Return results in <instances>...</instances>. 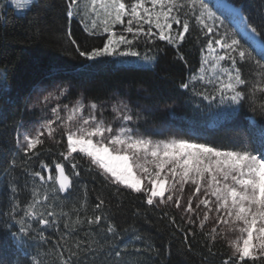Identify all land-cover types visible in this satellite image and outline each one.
I'll list each match as a JSON object with an SVG mask.
<instances>
[{"label":"snow or ice","instance_id":"6c2138e0","mask_svg":"<svg viewBox=\"0 0 264 264\" xmlns=\"http://www.w3.org/2000/svg\"><path fill=\"white\" fill-rule=\"evenodd\" d=\"M10 3L25 10L40 6V0H10ZM65 3L69 22L79 17L88 35L106 34L102 47L84 50L68 31L70 43L87 61L105 56H132L140 58L141 67L151 66L156 58L147 54L141 58L134 48L141 39L146 43L166 41L177 48L178 58L184 60L179 46L190 31V18H194L201 33L209 37L208 54L202 56L198 73L193 72L179 87L192 97L207 101L209 107L215 104L219 119L233 121L241 107L247 106L261 120L246 117L247 125L235 130L238 138L228 147L193 130L183 135H164L163 130L146 135L135 127L144 117L133 112L127 103L113 104L114 116L109 121L104 116L103 102L90 100L85 104L81 95L69 106L61 101L69 93L68 86L54 83L52 91L32 105L41 107L42 123L34 135L25 131L23 140L17 139V144L31 159L40 156L38 146H43L46 140L60 146L66 137L64 150L59 153L62 161H53L54 169L43 161L39 171L24 169L31 177V187L25 183L30 198L23 205L18 199L21 190L16 177L10 176L11 203L5 215L19 225L16 232L8 230L13 242L26 247L28 240L36 239L33 231L44 240V230L59 228V216H63L67 231L60 233L57 245L71 240L78 251L68 248L67 259L61 252V264H81L80 253H87L99 241L75 236L79 227L88 225L85 236L95 235V228L111 233L113 238L119 235L116 226L108 221L107 203L101 195H97L98 202L92 206L95 214L87 215L86 186L79 207L73 205L64 210V202L76 190L73 178L81 175V158H85L89 171L95 168L117 192L123 187L143 194L149 206L174 205L189 214L182 216L189 224L199 220L201 230L211 220L213 226L206 234L209 240L215 242L219 236L231 249L223 264H264V24L260 27L251 24L240 7H233L226 0H65ZM4 6L0 3V7ZM3 19L0 16V21ZM225 20L232 31L225 26ZM117 25L121 27L117 29ZM242 64L251 65L247 77L238 66ZM91 67L82 64L79 70ZM7 79L6 71H0V95L11 90ZM113 121H119V126L114 127ZM66 164H70L71 174L66 171ZM17 166L13 159L4 175H10V169ZM186 186L190 195L185 200ZM61 193L66 195L61 198ZM29 220L36 221L37 228L33 229ZM172 222L175 223L174 218ZM114 255L120 257L121 251L115 250ZM32 264H39V260L34 259Z\"/></svg>","mask_w":264,"mask_h":264},{"label":"trees","instance_id":"16d2710c","mask_svg":"<svg viewBox=\"0 0 264 264\" xmlns=\"http://www.w3.org/2000/svg\"><path fill=\"white\" fill-rule=\"evenodd\" d=\"M226 2L240 7L251 24L257 27L264 24V15L261 14L264 12V0ZM66 9L65 0H40L39 7H33L23 16L17 15L13 9L0 7V16L4 17L0 21V71H6L11 88L10 92L0 95V264H32L34 259L39 260V264H61V252L67 259L68 248L78 251L71 240L57 245L61 240L60 233L67 231L63 227L66 219L63 216H59V228L44 230V240L33 231L36 239L27 241L23 255L16 251L8 231L16 232L19 228L5 215L11 203L10 176L16 177L17 187L21 190L18 199L23 205L30 198V192L24 189L25 183L31 187V177L24 169L39 171L41 161L54 169L53 161H62L59 153L66 144L65 137L60 146L46 140L43 146H38L40 156L31 159L17 144L24 124L37 121L36 114L29 111V104L39 88L50 87L54 83L64 84L71 89L69 98L78 99L82 95L88 102L106 104L116 98L124 99L135 108L144 110L141 113L144 119L137 122V128L143 132L167 128L171 135H183L193 130L225 147L238 138L235 130L247 125L246 117L261 120L258 115L250 113L247 106H242L235 120H224L211 128L207 125L211 124L212 118L204 117L202 101L179 87L193 72L198 73L202 56L207 54L209 37L201 33L194 18H190V31L179 46L184 60L178 58L177 48L166 41L146 43L141 39L134 48L155 57V65L152 68H132L120 67L114 56L101 57L96 61L80 57L68 39L69 30L84 50L102 47L106 36L88 35L79 20L68 21ZM225 26L232 31L227 20ZM82 64L92 67L80 71ZM238 66L243 76H249L251 65ZM197 103H200L199 108ZM13 159L18 166L10 169V175H4ZM22 161L27 163L22 164ZM89 167L87 159L81 158V175L73 178L76 190L64 202V210L68 211L73 205L79 207L86 186L87 215L95 214L92 206L98 202L97 195H101L107 203L108 221L116 226L119 235L113 238L111 233L95 228V235L85 236L89 231L88 225L85 223L79 227L75 236L99 241V244L93 243L87 253H80L81 264H223L230 255L231 249L225 239L218 236L215 242L209 240L206 234L211 229L207 224L201 230L199 223L189 224L171 206H149L143 194L123 187L117 192L116 187L108 184L95 168L89 171ZM70 168V164H66L69 174ZM59 195L63 198L66 194ZM56 211L59 214L60 208ZM22 215L20 212L19 216ZM81 216H84L83 212ZM33 224L32 228H37V223ZM115 250L121 251L120 257L114 255Z\"/></svg>","mask_w":264,"mask_h":264},{"label":"rangeland","instance_id":"374dc122","mask_svg":"<svg viewBox=\"0 0 264 264\" xmlns=\"http://www.w3.org/2000/svg\"><path fill=\"white\" fill-rule=\"evenodd\" d=\"M1 2H2V4L5 5L3 8L13 9L14 12L17 15L23 16V15H25L29 11V10H25V9H16L15 6L10 3V0H1ZM85 2H86V0H85ZM74 19H77V20L80 21V18L79 17H76ZM116 27L117 28H120L121 26L117 25ZM145 27H147V26H145ZM102 35L103 36H106V34H102ZM136 50L139 51L138 49H136ZM139 53H140V57L141 58L145 55V53H143L142 51H139ZM114 57L117 58L118 64H119L120 67L152 68L155 65V62H154V64L151 65V66L146 65L144 67H141L140 66V62H139L140 61V58H138V57H132V56H126V57L114 56ZM223 63L224 62H222V64ZM52 88H53V86H50V87H41L38 90H36V92L32 96V98L30 100V104H29V111H32V112H34L36 114L37 121L35 123L24 124V127L22 128V130L20 132V135H19V139L21 141L23 140V133H25V131H27L29 134L34 135L35 132H36V129L39 127L40 123H42L43 113H42L41 107H32V105L37 103L39 97H41L42 95H46L48 91H52ZM70 93H71V89L69 88V93L65 97H62L61 98L62 103L69 104V106H71L72 104H74L75 101L77 100V99H74V98H71V97L69 98V94ZM198 98L201 100L200 97H198ZM120 101H123V102L127 103L128 106L133 110V112H140V113H142L144 111L141 108L140 109L135 108L134 105L131 104L130 102H128L127 100L116 98V99L112 100L111 102L104 104V116L106 117L107 120H109V121H112L113 120L114 113L112 112V106H113V104H118ZM84 103L87 104L88 101H86L84 99ZM202 104H204L203 107H202V111H204L206 113V115L204 117L205 118H212L211 124L210 125H207V126H209L211 128H214L219 123H222L224 121V120L219 119L217 117V114H216L217 113V109L215 108V104H213L211 107L208 106V102L207 101H202ZM113 126L114 127H118L119 126V121H113ZM135 127H137V124L135 125ZM157 130H163L164 135H171L169 133V130L167 128H165V129H153V130H149L147 132H143V131L140 130V132H142V133H144L146 135H152V134L156 133ZM65 139H66V137H65ZM188 195H190V191H189V187L186 186V188H185V196H184V199L185 200L187 199V196ZM194 204H195V200H194ZM163 206H166V205L165 204H160L159 205V207H163ZM167 206H171V207L175 208L183 216L189 215V214H186V213H182L181 209L175 207L174 205H167ZM193 218L195 219L194 214H193ZM33 222L35 223L36 221H34V220H29L28 221V223L31 224L32 226L34 225ZM196 223H199V220H196ZM196 223H194V224H196ZM207 225L211 229L212 226H213V222L210 220L207 223ZM48 229H50V228H48ZM15 247H16V251L18 250L23 255V248L18 247L16 244H15ZM16 251H15V253L17 254L18 251L17 252Z\"/></svg>","mask_w":264,"mask_h":264},{"label":"bare ground","instance_id":"6f19581e","mask_svg":"<svg viewBox=\"0 0 264 264\" xmlns=\"http://www.w3.org/2000/svg\"><path fill=\"white\" fill-rule=\"evenodd\" d=\"M234 7V6H233Z\"/></svg>","mask_w":264,"mask_h":264}]
</instances>
